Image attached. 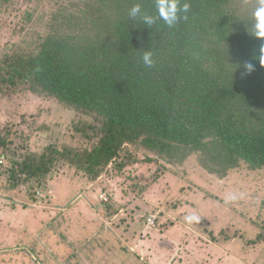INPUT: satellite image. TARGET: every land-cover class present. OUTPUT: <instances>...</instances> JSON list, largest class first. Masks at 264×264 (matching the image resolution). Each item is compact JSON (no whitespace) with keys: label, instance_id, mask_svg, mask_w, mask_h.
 I'll return each mask as SVG.
<instances>
[{"label":"rangeland","instance_id":"obj_1","mask_svg":"<svg viewBox=\"0 0 264 264\" xmlns=\"http://www.w3.org/2000/svg\"><path fill=\"white\" fill-rule=\"evenodd\" d=\"M71 9L70 0H0V60L33 49ZM101 124L27 86L0 88V264H264V241H253L264 234V166L226 165L211 134L198 145L129 142L93 173L85 158L60 159L31 196L13 179L31 150H91L87 134ZM228 193L239 199L225 204ZM192 210L201 220L189 228Z\"/></svg>","mask_w":264,"mask_h":264},{"label":"trees","instance_id":"obj_2","mask_svg":"<svg viewBox=\"0 0 264 264\" xmlns=\"http://www.w3.org/2000/svg\"><path fill=\"white\" fill-rule=\"evenodd\" d=\"M134 3L156 15L154 0H70L73 9L55 14L33 49L0 60L1 89L27 86L102 122L101 134H87L91 150H31L13 163V179L28 183L30 196L47 189L60 159L85 158L93 173L126 156L129 142L198 145L211 134V149L226 165L264 166V41L251 15L257 0H180L189 8L171 27L130 18ZM144 51L152 52L150 68L141 62Z\"/></svg>","mask_w":264,"mask_h":264},{"label":"clouds","instance_id":"obj_3","mask_svg":"<svg viewBox=\"0 0 264 264\" xmlns=\"http://www.w3.org/2000/svg\"><path fill=\"white\" fill-rule=\"evenodd\" d=\"M156 15H150L142 11L140 3H134L129 9V16L132 19L140 18L143 22L151 26L157 22V19L162 20L169 27L173 26L180 19L181 12H187L189 8L188 3H184L182 6L180 0H154ZM253 29L256 38L264 41V0H257V6L252 12ZM260 62L264 63V42L260 44L259 48ZM142 64L145 67H151L153 64V57L151 51H144L140 57ZM245 69L248 72L254 70L252 63H247ZM239 199V196L235 193H228L224 197L225 204L234 203ZM201 217L195 211L192 210L183 216V223L186 227L198 225Z\"/></svg>","mask_w":264,"mask_h":264},{"label":"built area","instance_id":"obj_4","mask_svg":"<svg viewBox=\"0 0 264 264\" xmlns=\"http://www.w3.org/2000/svg\"><path fill=\"white\" fill-rule=\"evenodd\" d=\"M148 220H149V221H151V220H152V218H151V217H150V218L148 217Z\"/></svg>","mask_w":264,"mask_h":264}]
</instances>
